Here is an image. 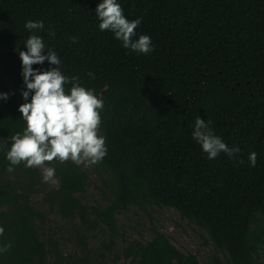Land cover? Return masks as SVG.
Wrapping results in <instances>:
<instances>
[{"label": "trees", "instance_id": "trees-1", "mask_svg": "<svg viewBox=\"0 0 264 264\" xmlns=\"http://www.w3.org/2000/svg\"><path fill=\"white\" fill-rule=\"evenodd\" d=\"M100 2L0 0V48L19 61L15 83L21 91L26 86L18 50L26 51L23 41L36 34L46 50L57 53L65 75L79 76L82 86L102 97L99 132L107 155L92 167L110 193L104 206L84 202L89 176L72 161L48 164L55 168L58 188L42 182L38 168L21 163L7 171L6 151L12 135L25 127L18 108L26 101L0 77V93L8 94L0 98L5 143L0 150V246L11 244L0 253V264H97L96 257L103 261L116 252L117 238L123 236L118 213L136 207L152 218L148 209L153 206L176 209L208 235L217 253L206 264H261L264 0H117L127 18H142L135 38L151 37L154 51L147 55L126 49L112 31L99 29L95 9ZM28 20L43 21L44 29L29 32ZM32 67L44 71L53 65L45 60ZM197 116L211 120L215 134L240 152L208 159L191 135ZM251 152L257 154L254 167ZM37 195L47 211L34 203ZM50 213L78 220L73 252H65L61 241L47 233ZM98 229L105 235L96 253L88 240ZM151 229L149 239L124 246L126 264H198L196 255Z\"/></svg>", "mask_w": 264, "mask_h": 264}, {"label": "clouds", "instance_id": "clouds-1", "mask_svg": "<svg viewBox=\"0 0 264 264\" xmlns=\"http://www.w3.org/2000/svg\"><path fill=\"white\" fill-rule=\"evenodd\" d=\"M95 14L100 21L99 29L112 31L126 49L145 55L154 51L149 35L142 34L135 38L142 18H127L117 0H101ZM24 27L35 33L44 29V23L41 20H28ZM76 41L77 38L72 37V42ZM23 43L27 50H17L26 86L21 94L26 102L20 104L18 110L25 127L11 137L10 147L6 151L9 161L7 171L13 172V166L21 163L26 168H39L43 181L58 188L55 168L49 167V163L72 161L78 166L83 164L90 167L102 162L107 155L105 137L98 134L104 103L93 89L81 85L79 76L69 77L61 71V59L52 48L46 50L41 36L28 35ZM45 60L53 67L44 71L32 67L43 64ZM88 76L94 78L91 72ZM69 84L71 87L66 92V85ZM0 98L6 100L8 94L0 93ZM191 135L208 159H215L222 152L231 158L240 152L238 146L229 147L215 134L211 120L205 121L197 116ZM4 147L5 143L0 140V150ZM256 159L255 152L249 153L250 166H255ZM239 162L243 163V159ZM3 234L4 228L0 226V236ZM10 247V243L0 246V253L8 251Z\"/></svg>", "mask_w": 264, "mask_h": 264}, {"label": "rangeland", "instance_id": "rangeland-1", "mask_svg": "<svg viewBox=\"0 0 264 264\" xmlns=\"http://www.w3.org/2000/svg\"><path fill=\"white\" fill-rule=\"evenodd\" d=\"M19 72L20 65L17 57L6 53L0 48V77L21 99L23 98L22 91L15 83ZM98 134L101 135L100 132ZM81 167L87 171L89 176V185L82 196V200L89 205H106L110 195L108 188L102 184V180L99 179L98 173L93 170L92 166L86 167L81 164ZM38 172L41 181L44 182L42 171L39 168ZM33 201L41 210L47 211L40 195L34 196ZM148 210L152 218H149L146 212L136 207H129L118 213L119 230L120 233H123V236L117 238L115 246L119 257L114 256L116 252L113 250L103 261L96 257L97 264L128 263L121 253L124 246L127 245L129 240L149 239L152 236V227L164 233L180 251L196 255L198 264H206L217 253L208 235L199 226L182 217L176 209L167 206H153ZM75 225H79L78 220L68 221L61 218L57 213L47 214V233H53L54 237L61 241L62 248L67 253L74 251L72 230ZM104 235L103 229H98L94 231L93 235L89 236L88 244L92 251L98 252L101 246L100 243L104 240ZM260 263L264 264V244L260 250Z\"/></svg>", "mask_w": 264, "mask_h": 264}]
</instances>
